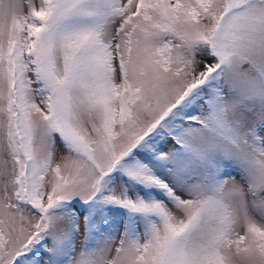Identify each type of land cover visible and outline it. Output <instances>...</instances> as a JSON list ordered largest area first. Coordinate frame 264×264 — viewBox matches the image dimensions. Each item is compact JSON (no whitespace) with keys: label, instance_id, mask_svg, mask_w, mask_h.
<instances>
[{"label":"snow or ice","instance_id":"1","mask_svg":"<svg viewBox=\"0 0 264 264\" xmlns=\"http://www.w3.org/2000/svg\"><path fill=\"white\" fill-rule=\"evenodd\" d=\"M0 264H264V0H0Z\"/></svg>","mask_w":264,"mask_h":264}]
</instances>
